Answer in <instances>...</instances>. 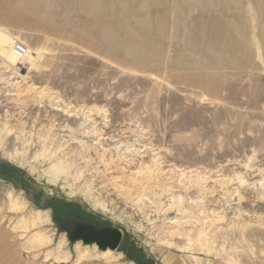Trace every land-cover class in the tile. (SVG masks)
I'll return each instance as SVG.
<instances>
[{
  "label": "rangeland",
  "instance_id": "rangeland-1",
  "mask_svg": "<svg viewBox=\"0 0 264 264\" xmlns=\"http://www.w3.org/2000/svg\"><path fill=\"white\" fill-rule=\"evenodd\" d=\"M0 171L40 264H264V0H0ZM61 203L119 248L72 242Z\"/></svg>",
  "mask_w": 264,
  "mask_h": 264
},
{
  "label": "crops",
  "instance_id": "crops-1",
  "mask_svg": "<svg viewBox=\"0 0 264 264\" xmlns=\"http://www.w3.org/2000/svg\"><path fill=\"white\" fill-rule=\"evenodd\" d=\"M14 206H22V208H20L21 210L26 207V203L24 201H17ZM41 212L43 211L34 210L32 215L30 216V219L24 220L27 222L26 228L29 229L32 226H37L39 224L49 221V218L47 220L46 217L41 215ZM36 215H38L40 219L46 218L47 221L45 220L44 222H39L37 225H35L34 218L36 217ZM51 219L53 218L51 217ZM43 240L46 241L45 244L42 242ZM50 245V240L45 239L42 234L33 235V233H30L24 235L21 234L20 230L16 229L13 225L3 223L0 224V264H40L41 255L38 254L39 249L48 247ZM62 257H65V255ZM76 264L100 263L95 260H86L80 261L79 263L76 262Z\"/></svg>",
  "mask_w": 264,
  "mask_h": 264
},
{
  "label": "flooded vegetation",
  "instance_id": "flooded-vegetation-1",
  "mask_svg": "<svg viewBox=\"0 0 264 264\" xmlns=\"http://www.w3.org/2000/svg\"><path fill=\"white\" fill-rule=\"evenodd\" d=\"M54 210L53 219L56 221L60 229L73 234L80 225H93L98 229L115 226L105 220H100L87 215L80 207L74 204L61 203L52 207Z\"/></svg>",
  "mask_w": 264,
  "mask_h": 264
},
{
  "label": "water",
  "instance_id": "water-1",
  "mask_svg": "<svg viewBox=\"0 0 264 264\" xmlns=\"http://www.w3.org/2000/svg\"><path fill=\"white\" fill-rule=\"evenodd\" d=\"M72 242L82 241L86 244H97L102 250H117L122 242V231L114 227L98 229L93 225H80L73 234H69Z\"/></svg>",
  "mask_w": 264,
  "mask_h": 264
},
{
  "label": "bare ground",
  "instance_id": "bare-ground-1",
  "mask_svg": "<svg viewBox=\"0 0 264 264\" xmlns=\"http://www.w3.org/2000/svg\"><path fill=\"white\" fill-rule=\"evenodd\" d=\"M26 57H27V56H26ZM26 57H25V58H26ZM25 58H24V59H25ZM19 59H20V58H19ZM24 59H23V60H24ZM1 60H3V62H4L5 64H7V65H8V62H11L12 64H14L13 59L10 58V57H5L4 59H1ZM10 66H11V65H10ZM55 165H56V164H55ZM55 170H56V168H55ZM148 170H149V169H148ZM50 171H51V170H50ZM58 171H59V170H58ZM62 171H63V170H62ZM156 171H157V170H156ZM159 171H160V170H159ZM159 171H158V172H159ZM58 174H59V172L57 173V175H58ZM51 175H52V173H51ZM54 178H55V177H54ZM22 205H24V204H22ZM20 208H22V206H18V207H17V209H20ZM36 213H38V212H36ZM47 215H48V214H47ZM37 217H38V215H36V217L34 218V220H35V222H34L35 225H37L39 222H40V223L44 222V221L46 220V218H47V217H46V218H44V219H43V218L40 219L39 217H38V218H37ZM39 219H40V221H39ZM47 220H48V218H47ZM47 220H46V221H47ZM42 242L45 244L46 241L43 240ZM171 244H172V243H171ZM82 251H83V250H82ZM111 252H112V250H111V249H108V250L105 251L104 253H111ZM83 253H84V252H83Z\"/></svg>",
  "mask_w": 264,
  "mask_h": 264
},
{
  "label": "built area",
  "instance_id": "built-area-1",
  "mask_svg": "<svg viewBox=\"0 0 264 264\" xmlns=\"http://www.w3.org/2000/svg\"><path fill=\"white\" fill-rule=\"evenodd\" d=\"M28 52H29V49L26 44L22 42H17L14 45V53L21 60H23L27 56Z\"/></svg>",
  "mask_w": 264,
  "mask_h": 264
},
{
  "label": "trees",
  "instance_id": "trees-1",
  "mask_svg": "<svg viewBox=\"0 0 264 264\" xmlns=\"http://www.w3.org/2000/svg\"><path fill=\"white\" fill-rule=\"evenodd\" d=\"M0 173H1V175L3 174L4 176H6V175H5V174H6V172H5V171H4V172H1V171H0ZM7 173H8V172H7Z\"/></svg>",
  "mask_w": 264,
  "mask_h": 264
}]
</instances>
